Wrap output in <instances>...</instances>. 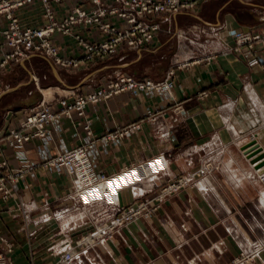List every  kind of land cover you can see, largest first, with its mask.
I'll return each instance as SVG.
<instances>
[{"label":"crops","instance_id":"1","mask_svg":"<svg viewBox=\"0 0 264 264\" xmlns=\"http://www.w3.org/2000/svg\"><path fill=\"white\" fill-rule=\"evenodd\" d=\"M76 2L69 0L55 9L62 14ZM20 15L26 24L44 22L40 3L22 9ZM244 28L264 33V0H205L197 11H181L172 15L170 23L163 21L147 47L122 45L115 56L81 69L59 67L45 55L33 53L0 72L2 134L24 120L20 109L43 98L92 90L124 70L162 78L174 58L222 54L178 72L175 93L187 106L181 115L152 119L142 115L138 98L126 93L107 104L91 106V115L84 119L62 117L47 137L34 138L19 148L3 143L0 159L19 167L18 150L31 162H41L118 127L140 123L121 139L96 140L90 152L97 170L111 176L102 184L106 197L123 207L137 203L141 190L154 198L163 183L199 169L206 160L220 165L218 170L196 176L186 189L163 201L150 215L132 220L104 243L84 246L86 251L77 248L79 257L71 264H231L252 244L258 246L254 257L241 264H264V173L251 163L248 155L253 148L244 150L254 139L264 150V63L249 66L242 52L230 49L234 44L230 35ZM86 35L101 38L98 31ZM54 39L66 56L83 52L71 37L56 35ZM144 53H162L166 60L155 69H140ZM130 54L136 57L124 61ZM258 54L264 57V51ZM201 90L209 95L191 98ZM107 109L118 115H107ZM11 111L19 113L10 115ZM84 120L90 121L93 137L87 135ZM145 178L153 182L147 189L141 187ZM74 184L62 166L40 165L23 173L13 196L8 200L0 196V253L14 264L60 260L66 245L74 246L90 232L93 212L105 205L77 202ZM253 196L258 197L255 214L249 205Z\"/></svg>","mask_w":264,"mask_h":264},{"label":"rangeland","instance_id":"2","mask_svg":"<svg viewBox=\"0 0 264 264\" xmlns=\"http://www.w3.org/2000/svg\"><path fill=\"white\" fill-rule=\"evenodd\" d=\"M13 1L0 0V6L12 2V12L10 14L5 9L0 8V51H2L0 55V72L13 63H19L22 59L29 57L33 53L45 55L59 67L81 69L115 56L122 45L134 49L147 47L153 43L157 34L162 29L163 21L170 23L172 15L181 11H197L205 0H178V3H169V0H101L100 3L94 0H77L75 4L65 7L62 14H59L55 8L58 5H65L69 0H25L20 5L17 4V1ZM36 3H40L43 9L44 22L38 25L26 24L21 18L20 11L32 7ZM143 3H146L147 6L143 7ZM78 11H84L85 17H81ZM47 27L53 28V32L47 39L53 48V52L55 51L54 53L49 52L48 46L40 44V37H25V31L28 29L34 31ZM15 28L18 30L17 33H14L13 29ZM244 30L250 33L252 41L240 42L241 40L238 36L242 32L247 33ZM87 31L90 33L98 31L101 38L93 40L86 35ZM166 31L170 33L172 31L171 27H168ZM17 34H23V38H17L15 42H12L11 38ZM56 35L71 37L83 50L82 54L75 56L64 55L61 52L59 44L54 39ZM230 36L229 40H232L234 43L230 49L242 52L249 66L264 63V57L262 58L258 54L259 50L261 52L264 51V43L257 39V37L263 38L264 33L261 34L253 31V29L244 28L237 31L235 36L234 34ZM218 55L222 54L218 53L214 56L208 55L198 59L181 61L174 58L172 59L171 66H169L165 76L162 78L155 77L153 73L142 72L136 75L127 70L120 71L106 77L103 82L100 81L92 90H71L48 100L43 98L34 105L20 109L19 112L22 111L24 115H91L89 113L91 106L107 104L119 95L131 93L135 98H138L139 105L144 108L142 115H153L151 116L152 119H155V115H181L187 111V106L185 101L179 100L175 93L178 72L190 68L195 63L209 62L212 59H216ZM135 57L130 54L129 57H125L124 61H129ZM164 60L166 59L162 53H144L140 60V69H144L145 66L155 69ZM31 90L34 93H38L36 87H33ZM208 95L207 90H201L193 94L191 98H195V96L203 98ZM107 111V115H118L116 111L109 109ZM19 112L11 111L10 115H14V113L18 114ZM208 161L206 160L199 169L206 166ZM215 165L217 167L213 170H218L220 165ZM199 169L169 179L161 185L155 197H158L160 190L170 182L179 179L185 174H194ZM142 182L141 187L143 189H147L153 183L149 178H145ZM147 185L148 187L144 188ZM75 188L74 186L73 198L81 204L115 203L120 205L118 200H112L106 196L101 198H85L82 195V198L78 197ZM184 189L186 188H181L179 191L167 195L163 198V201H166L169 197ZM141 191V194L146 193V190ZM146 199H148V196L141 195L138 202ZM257 199V196H253L249 202L253 213ZM163 201H160L156 205L161 204ZM96 210H99V208ZM93 216L96 215L93 214ZM91 220L94 223L93 217H91ZM92 226L90 231L95 229L94 224ZM250 246L247 252H243L242 255L236 257L231 264L248 263L249 261L245 262L243 259L246 260L247 256L254 255L258 247L257 244ZM237 259L241 261L238 262Z\"/></svg>","mask_w":264,"mask_h":264},{"label":"built area","instance_id":"3","mask_svg":"<svg viewBox=\"0 0 264 264\" xmlns=\"http://www.w3.org/2000/svg\"><path fill=\"white\" fill-rule=\"evenodd\" d=\"M20 5L25 0H14ZM100 3L101 0H94ZM178 0H169V3H178ZM11 3L3 4L0 6L1 9H5L8 14L12 12ZM143 7L147 6L143 3ZM81 17H85L84 11H78ZM17 33L18 30L13 29ZM25 37H40V44L48 46L50 53L53 52L48 36L53 32L52 27H47L41 30L28 29L25 31ZM9 35V33H8ZM241 42L251 40L250 33H241L239 36ZM11 38V37H10ZM17 38H23V34H17L11 38L12 42H15ZM262 38V37H260ZM257 37L258 40H260ZM31 40V39H30ZM252 41V40H251ZM262 42L264 43V37ZM27 46V45H26ZM55 52V51H54ZM53 52V53H54ZM72 115H26L24 120L17 126H14L4 133L0 134V148L3 143L8 144L12 147H22L26 142L34 138H44L50 133L51 126L60 121L62 117L71 118ZM153 116V115H151ZM79 117L85 118V115H79ZM78 124H81L79 121ZM140 127V123L135 122L128 124L125 127H118L115 130L109 131L103 134L99 140L108 143L111 140L121 139L133 133ZM84 129L89 137H93V130L91 123L88 120H84ZM98 139L88 140L86 143L74 146L70 149L58 152L56 155L46 158L41 162H31L21 153V150L17 151V155L20 158L21 166L10 167L6 159H0V196L2 199L8 200L13 196L15 187L19 178L23 173L27 171H33L34 168L42 165L43 167H59L62 166L64 170L75 179V191L78 197L82 198V193L99 183L104 182L111 176L99 172L91 157V150L95 146V142ZM217 166L212 161H208L206 166L199 169L194 174H185L179 179L170 182L164 186L159 196L155 198H148L137 204L131 206L122 207L119 204H105L99 210L93 212L96 216L94 218L95 229L86 233L84 236L77 239L75 245H66L63 250L62 257L57 264H71L76 258L79 257L80 251L77 248H81L86 251L84 246H91L97 242L104 243L108 239L112 238L114 233L119 229L130 223L132 220L137 219L140 216H148L155 211L160 201H163L167 195L179 191L181 188H187L190 186L196 176H200L216 168ZM144 195V194H143ZM89 204V203H86ZM10 250V247H8ZM252 254L246 257L248 262ZM244 257V255H243ZM240 260V259H239ZM237 259V261H239ZM0 264H14V261L6 254L0 253Z\"/></svg>","mask_w":264,"mask_h":264},{"label":"water","instance_id":"4","mask_svg":"<svg viewBox=\"0 0 264 264\" xmlns=\"http://www.w3.org/2000/svg\"><path fill=\"white\" fill-rule=\"evenodd\" d=\"M249 148H253L251 153L248 155L249 158H251V163L255 164L257 169L263 168L264 170V150L262 146H260L254 139L244 147V150Z\"/></svg>","mask_w":264,"mask_h":264},{"label":"bare ground","instance_id":"5","mask_svg":"<svg viewBox=\"0 0 264 264\" xmlns=\"http://www.w3.org/2000/svg\"><path fill=\"white\" fill-rule=\"evenodd\" d=\"M245 32H247V31H245ZM243 34H244V32H242ZM247 33H249V32H247ZM263 40V38H260V40L259 41H262ZM241 42V41H240ZM263 44V43H262ZM263 48H264V46H263ZM264 50V49H263ZM166 86V85H165ZM168 89H170V88H168ZM49 92H50V90H49ZM48 92V93H49ZM251 159V158H250ZM255 165V164H254ZM256 168V167H255ZM257 169V168H256ZM258 170H260V172L263 174L264 172V170H263V168H261V169H258ZM263 178V180H264V176H262ZM103 182L102 183H99V184H97V185H95V186H93V187H91V188H89V189H86L82 194H83V196L85 197V198H101V197H105L106 196V194H105V191H104V188H103ZM252 257H254V255L252 254ZM252 257L250 258V260L252 259ZM249 260V261H250ZM241 260H239L238 262H240Z\"/></svg>","mask_w":264,"mask_h":264}]
</instances>
